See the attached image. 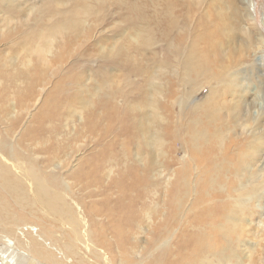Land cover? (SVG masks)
<instances>
[{
	"label": "rangeland",
	"instance_id": "374dc122",
	"mask_svg": "<svg viewBox=\"0 0 264 264\" xmlns=\"http://www.w3.org/2000/svg\"><path fill=\"white\" fill-rule=\"evenodd\" d=\"M173 1L0 0L2 152L70 183L94 248L40 201L0 188V208L63 264H264V0ZM191 53L206 74L181 67ZM21 254L0 242L10 264H51Z\"/></svg>",
	"mask_w": 264,
	"mask_h": 264
},
{
	"label": "bare ground",
	"instance_id": "6f19581e",
	"mask_svg": "<svg viewBox=\"0 0 264 264\" xmlns=\"http://www.w3.org/2000/svg\"><path fill=\"white\" fill-rule=\"evenodd\" d=\"M173 2H174L173 0H155V3L165 4L167 8L170 7L171 4H173ZM192 40L194 41V44L192 45V53H193L194 51L195 52L198 51V48L196 47L195 44V40L197 42L202 41L203 37H201L199 34H193ZM192 53L186 57L181 67L188 69L186 72L196 69L197 72L194 71L196 74L198 73L199 75L206 74L207 70L205 69L206 68L205 61L202 59L192 60ZM214 75H218V74H214ZM208 107H209L208 104L205 106L204 109H202V106L201 107L199 106L202 115H205L207 118L209 117ZM207 131H208L207 129L199 130L194 136L195 142L197 139L199 140L204 139L208 134ZM211 135L212 134L209 133V137H211ZM201 142H203V140H201ZM6 146L9 148V150H11V153L10 155H4L2 150H5L6 147L0 146V188H2L18 204V206L21 209H32L35 201L36 204L37 201H40L45 206V208H48L52 213H54L55 215L59 216L62 220H64V222L68 226L67 232L70 240H72V236L78 235L79 238L82 237L83 240L82 242L89 250H90V246L94 248V245L90 243L88 237L84 234L85 228L83 229L82 232L81 229L77 227L78 224H80L81 227H86L87 219L80 213V206L76 201H73L72 203L79 210L77 213L79 220L77 219L76 216H75L76 218L71 216L70 215L71 213L68 214V211L73 209L71 202L68 204L65 202V200L67 199L66 197H69V195L72 193L71 192L72 186L70 185V183L66 180H62V184H63L62 191L57 189L53 190L47 184L41 170L35 165V155L27 154L25 156H21L20 152L22 149L19 142L11 141ZM14 151L16 153V157H14L13 154ZM4 162L5 163L7 162V164L13 166L15 170L17 169V171H19L17 172L18 174L15 171L12 170L10 171L9 168L7 167V164L5 165ZM227 208L228 207H226L225 209ZM0 212L5 217L4 223L0 219V230L5 232L3 235L0 236V242H4L8 244L9 247L18 250L19 253H22L21 255L28 256L32 262H34L35 259L36 260L44 259L45 261H50L51 264H63L62 261L59 260V258L50 251L49 246L51 245V242L47 240L46 237H44V234L42 232L26 230V225H19L14 228L13 223L9 221L10 216L8 211H6L4 208H0ZM29 212L38 214V209L36 211L30 210ZM222 218L223 220H225V216H222ZM213 229H215L216 233L221 237L223 241H227V237L230 233L229 226L225 225L221 227L219 224H214ZM167 231L168 229L165 232ZM173 232L175 231L174 230L171 231L168 234V236L161 241L159 246L163 245V243H165L168 238L172 237ZM200 234L201 233H199V235ZM195 239L196 241L198 240L197 238ZM30 241L36 244V248L33 249L30 248ZM30 249L32 250V253L34 255H32ZM75 255L76 253H74V257H76ZM68 257L69 256H66L65 258L66 262L70 261V259L67 260ZM81 258L78 259L79 261L78 264H88L86 261H83V259ZM0 264H10V262H8V260L5 259L4 256L2 255L0 256Z\"/></svg>",
	"mask_w": 264,
	"mask_h": 264
}]
</instances>
